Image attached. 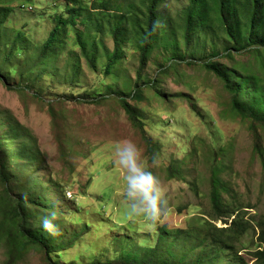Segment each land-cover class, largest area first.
Segmentation results:
<instances>
[{"label": "rangeland", "instance_id": "rangeland-1", "mask_svg": "<svg viewBox=\"0 0 264 264\" xmlns=\"http://www.w3.org/2000/svg\"><path fill=\"white\" fill-rule=\"evenodd\" d=\"M81 1L91 5L94 0H36L32 5L0 0V6L13 8L0 31V159L7 179L0 173V228L5 218L1 198L8 191L14 200L27 197L26 218L41 234L40 216L58 210L63 233L55 238L54 253L26 240L14 256L0 235V264L106 263L130 253L142 259L145 249L157 244L166 259L169 255L180 264L189 254L198 258L210 249L211 226L227 228L235 217L241 218L244 234L226 243L216 263L256 264L253 253L264 231V160L257 151L258 143L264 150V126L235 113L225 83L203 66L207 61L221 70H238L254 55L225 57L218 32L206 35L201 45L196 40L203 38L188 45L178 35L174 50L175 34L162 32L177 27L189 0H165L156 10L161 40L150 48L142 74L143 45L129 23L122 61L107 76L115 47L108 27L102 34L80 18L62 33L61 47L43 50L61 24L59 17L69 19V8ZM145 7L137 11L142 25ZM179 56L193 65L184 61L163 68ZM149 81L154 87L143 84ZM137 83L143 84L145 101L128 99L147 133L120 102L122 90L131 93ZM257 102L258 97L249 98L246 104L264 113V106L253 105ZM124 139L148 157L159 155L153 171L164 182L172 208L163 226L127 215L123 173L114 165L116 144ZM217 198L227 214L215 211ZM37 199L45 207L31 205Z\"/></svg>", "mask_w": 264, "mask_h": 264}, {"label": "trees", "instance_id": "trees-1", "mask_svg": "<svg viewBox=\"0 0 264 264\" xmlns=\"http://www.w3.org/2000/svg\"><path fill=\"white\" fill-rule=\"evenodd\" d=\"M36 0H25L26 4ZM78 1V0H77ZM165 0H94L91 5L84 1L78 2L76 7L69 8V19L59 17L58 26L51 33L49 39L44 44V52H50L55 47L62 46V33L67 29L69 24H76L80 18L83 19L87 28L91 27L100 33H104L107 28L112 31L114 38V50L112 56L105 66V75H111L118 68L122 61V45L129 37L128 24L132 23L135 30L132 32L142 42L143 48L141 52L140 67L138 75L140 76L145 69L147 60L149 59V51L152 45L157 44L161 40L159 29L157 28V6ZM145 4V23L142 25L137 22V11L139 6ZM32 5V4H29ZM13 8L10 6H0V31L3 34L5 24L7 23ZM136 26V27H135ZM89 28V29H91ZM170 31L175 34L173 43L174 50L181 42L190 44L196 37L203 38V41L196 40L197 43H206V35L218 32L223 35L224 47L222 52L225 57H232L233 53H251L254 55V61L250 63H242L240 68L233 70H221L215 62H204L203 66L210 72L215 73L225 83L226 89L232 95V109L242 118L251 119L264 126V113L258 112L253 107H249L246 101L249 98L258 97L259 102L253 103L254 106H264V0H189V4L180 14L177 27L166 28L162 33L166 36V32ZM6 33V32H5ZM83 45V44H82ZM199 45V49H200ZM86 50V48H85ZM94 52L93 57L97 58L98 45L94 43L92 46ZM179 51H177L178 54ZM180 58L173 60L172 65L163 66L169 69L177 66L178 63H186L189 58L179 56ZM175 63V64H173ZM171 64V63H170ZM189 65H193L188 61ZM148 88L154 87L155 81L143 82ZM143 84H135L131 89V93L122 90L120 98L121 106L128 113L131 120L140 128L142 132H146V123L139 117L135 111L132 102L139 100L144 102ZM155 96H160L158 91L154 90ZM128 98H133L129 101ZM94 102V101H93ZM148 141V140H147ZM150 142V141H149ZM258 154L264 160V150L257 145ZM6 166L0 159V173L3 181H7ZM218 194L214 189L213 194ZM7 191L1 198L2 210L5 211V218L2 222L4 227L0 228V235L3 237L8 251L11 255H15L21 246H25V241L32 242V245L45 248L49 254L56 252L55 240H51L48 234H41L31 225V222L25 215V201L14 200L8 196ZM42 199L33 201L31 205L39 208L45 207ZM218 214L225 212L226 207L217 200L213 205ZM236 212V209H235ZM241 218L235 217L227 228H218L211 226L209 245L210 249L196 258L189 254V260H183L180 264H220L216 263L219 252L225 248L226 243L240 237L244 234L245 228L240 223ZM228 224V221L227 223ZM183 232H176L177 236H181ZM161 239H159L160 243ZM261 246L253 253L256 264H264V231L260 235ZM167 255V254H166ZM137 255L130 253L110 262H98L94 264H178L175 261L165 258L164 251H160L158 244L155 247L145 249L142 259H138ZM191 258H194L193 260ZM14 259V258H13ZM14 261V260H13Z\"/></svg>", "mask_w": 264, "mask_h": 264}, {"label": "clouds", "instance_id": "clouds-1", "mask_svg": "<svg viewBox=\"0 0 264 264\" xmlns=\"http://www.w3.org/2000/svg\"><path fill=\"white\" fill-rule=\"evenodd\" d=\"M114 165L123 173V197L129 218H142L152 227L166 224L172 208L165 194L164 182L153 171L160 165L159 155L148 157L136 143L124 139L116 144ZM25 204L30 206L27 197ZM39 220L43 231L54 239L63 234L58 210H49Z\"/></svg>", "mask_w": 264, "mask_h": 264}, {"label": "built area", "instance_id": "built-area-1", "mask_svg": "<svg viewBox=\"0 0 264 264\" xmlns=\"http://www.w3.org/2000/svg\"><path fill=\"white\" fill-rule=\"evenodd\" d=\"M33 8V7H32Z\"/></svg>", "mask_w": 264, "mask_h": 264}]
</instances>
